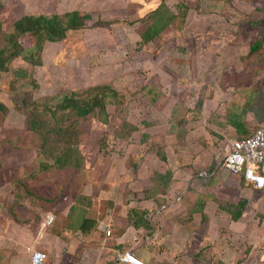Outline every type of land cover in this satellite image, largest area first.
<instances>
[{
	"label": "rangeland",
	"instance_id": "rangeland-1",
	"mask_svg": "<svg viewBox=\"0 0 264 264\" xmlns=\"http://www.w3.org/2000/svg\"><path fill=\"white\" fill-rule=\"evenodd\" d=\"M159 1L162 0H155L156 3ZM0 2L2 46V37L10 33L14 21L24 15L38 14L40 0ZM239 2L252 4L255 9L259 8L261 11L262 15H257L258 19L261 17V23L254 25L250 42L259 35L258 33H262L263 36L259 37V40L263 43L264 0ZM178 3L184 4L188 9L194 8L189 17L186 14L184 20L176 19L174 26L164 30L156 40L141 45L138 31L143 28V24L140 20L148 11L142 17L133 18L130 16L132 13L129 6L126 11L117 12L111 11L114 10V7L110 8L111 1H89L88 9L80 11L91 16L86 27L67 31L59 42H45L39 54L38 65L23 62L21 58H14L6 63V71L0 72V104L4 106V111L0 112V187L3 183H9V186L6 205H2L0 201V210H3L7 217L14 216V207L10 214L6 208L12 203L22 201L21 205H18V216L21 218L19 226L22 231L19 232L18 229L16 235L8 236V240L0 233V264H8L10 257L13 264H26L25 244L38 246L47 253L46 264H86L87 262L83 261L87 259L82 253L83 250L91 246L102 247L95 238L84 240L77 233L76 224L70 223L69 217L64 215L83 179L80 176L83 171V158L94 155L92 143H89V123L93 122L92 124L99 128L105 125L107 136L103 149L121 150L125 142L114 137L122 123L141 130L162 125L167 121L169 129L180 131L183 135L184 132L199 126V122L206 116L209 118V127L213 128L211 111L214 107L210 101L212 98H219L220 102L225 103L224 113L220 118L223 122L230 114L238 116L234 111L247 110L249 107L254 109L255 106L257 109H264V46L239 60L233 49L235 45L217 43L218 40L227 43L228 37L231 36V32L226 30L217 31V27L223 24L220 19L213 17L218 22L216 32L208 29L210 25H214L212 22L207 28H203L202 25L209 16H200V0L164 2L168 7H176ZM232 6L231 0L202 1V9L220 16L225 15L223 13L230 15ZM236 8L241 7L236 5L234 10H237ZM97 18L109 25L90 26ZM234 19H237V16ZM242 37L247 45V37ZM98 85H108L115 92V96L108 98L110 102L105 105L106 124L98 122L97 111L78 121L82 132L77 143L82 158L79 171L66 168L38 172L34 155L35 141L25 127L27 104L35 102L37 109L43 103L53 106L66 92H80ZM226 87L230 89L226 91ZM148 88L153 89L152 93L147 92ZM217 92L219 96L215 95ZM52 97L54 99L50 100ZM262 113L258 112L254 117ZM187 123L189 125L186 130ZM259 123L254 120L253 125L256 127ZM97 132L101 133L100 130ZM207 133L215 136L211 131ZM227 139L230 140V137ZM224 145L225 141L215 145V152L219 153L220 158ZM236 186L237 193H248L249 202L255 203L248 207L246 218H249L253 227H258L264 218V191H254L237 179ZM63 202L65 203L59 205ZM52 210L57 213L53 222L40 231L39 223L43 215ZM219 216L225 219L222 222H226L225 215ZM223 227L221 225V229ZM251 233L253 237L257 234L254 231ZM218 234L221 238L226 232L220 230ZM223 238L226 245H231L229 237ZM15 240L17 243H14ZM260 249L264 250V240L255 246L257 252ZM250 250L251 246H246V253ZM259 259L264 260V256L249 259L243 257L248 264H252V261L259 264Z\"/></svg>",
	"mask_w": 264,
	"mask_h": 264
},
{
	"label": "crops",
	"instance_id": "crops-1",
	"mask_svg": "<svg viewBox=\"0 0 264 264\" xmlns=\"http://www.w3.org/2000/svg\"><path fill=\"white\" fill-rule=\"evenodd\" d=\"M89 1L95 0H40L38 14L63 15L71 11L80 12L88 9ZM108 1H111L110 8L114 7L111 11L123 12L128 6L131 7L130 16L133 18L142 17L147 11L155 9L160 2ZM200 1V16H209V20L202 25L203 28H207L212 22L214 25H210L208 29L216 32L218 22L215 18L220 19L223 24L217 27V31L226 30L231 32V36L228 40L225 39L227 43H224V40H218L217 43L235 45L233 49L237 59L248 56L249 48L255 42H261L259 39L262 38V33H258L259 35L250 42L254 24L260 22L261 17L258 19L257 15H262L259 8L255 9L252 4H244L239 2L240 0H231L233 6L230 8V15L223 13L225 15L220 16L202 9V1L205 0ZM236 5L241 8L234 10ZM192 9H188L187 17ZM234 16H237V19H234ZM242 36L247 37V45ZM262 45L264 46V41L260 44ZM227 87L226 91L230 89ZM215 95L219 96L218 92ZM210 101L214 107L211 111L213 128L209 127V118L206 116L199 122V126L190 127L192 129L182 135L180 131H169L165 121L162 125L149 126L133 132L131 139L129 137L130 140L124 143L121 150H99L97 142L107 136L105 125L99 128L92 124L93 122L90 124L91 140L88 139L89 143H92L94 155L83 158V171H80L83 179L73 196V201L65 207L64 214L66 218H70V223L76 224L77 233L84 240L92 237L102 246L86 247L83 250L82 253L87 258L83 261L85 260L86 264H111L116 250H130L143 264H248L243 257L249 259L264 256V250H255V246L264 240V218L258 227H253L249 218H246L248 207L255 203L249 202L248 193H237L235 176L224 172L220 166L211 172V164L219 165L221 159L219 153L215 152V147L220 142L229 140L227 137L233 139L238 134H251L264 121V109H257L255 106L254 109L249 107L247 110L234 111L238 113L235 123L242 124L239 125L238 133L234 127L235 123H229L228 119L223 122L220 119L225 103L220 102L219 98H212ZM258 112L263 113L254 117ZM254 120L260 122L256 127L253 125ZM188 125L187 123L185 126L186 130ZM98 130L101 133H98ZM207 131L215 133V136H210ZM219 136L222 140H218ZM8 186L9 183H3L0 187L1 202H5L8 197ZM238 199L246 202L245 210L243 209L236 221H232L226 209L234 206ZM161 202L170 205L150 220L140 219L141 214H147ZM2 211L0 210V233L8 240V236L12 237L17 234L18 229L19 232L22 230L21 226L15 224ZM129 211L135 212L132 220L127 218ZM56 214V211L52 210L51 213L43 215L39 230L42 231L40 224L46 216ZM221 214L225 215L226 222H222L225 219H221ZM250 219L252 221V218ZM100 224L110 228L109 237H104L103 231L99 229ZM221 225L224 226L223 229ZM220 230L226 232L221 238L218 234ZM253 231L257 233L254 237L251 235ZM223 237H229L232 246L226 245ZM14 243H17L16 240ZM246 246H251L252 251L246 253ZM25 247L41 249L27 244ZM263 263L264 260L259 259V264ZM8 264H13L11 257ZM252 264L258 263L252 261Z\"/></svg>",
	"mask_w": 264,
	"mask_h": 264
},
{
	"label": "trees",
	"instance_id": "trees-1",
	"mask_svg": "<svg viewBox=\"0 0 264 264\" xmlns=\"http://www.w3.org/2000/svg\"><path fill=\"white\" fill-rule=\"evenodd\" d=\"M164 2L165 0H162L155 9L149 11L141 18L140 21L143 24V28L138 31L141 45L156 40L164 30L174 26L176 19L181 18L184 20L188 10L187 6L178 3L176 7H168ZM90 20L91 16L88 13L78 11L67 12L60 16L57 14H37L20 17L11 24L10 33L2 37L3 45L0 46V72L6 71V63L14 58H21L23 62L38 65L39 54L45 42H59L64 38L67 31L84 28ZM257 23L259 22H255V24ZM91 25L108 26L109 23H102L97 18ZM260 44L261 42L259 41L255 42L249 48L248 54L258 49ZM152 91L153 89L151 88L147 90L148 93H152ZM114 96L115 92L108 85H98L80 92H66L59 97L58 102L53 106L43 103L37 109L38 105L35 102L27 104V108L25 109V127L33 135L35 141L34 155L37 162L36 170L41 173L51 169L62 170L69 168L78 172L82 164V158L77 149L78 136L80 137L82 134L78 121L97 111V115L99 116L98 122L106 124L107 113L105 105L110 102L107 99L114 98ZM52 99L54 98L52 97L50 100ZM3 111L4 106L0 104V112ZM237 117L236 114H230L227 117L228 122L234 124ZM177 123L180 124L179 122ZM239 125L242 124H234L238 133ZM87 129L89 130V127ZM137 130L138 128L135 126L133 127L122 123L119 126V130L115 133L114 138L118 141L128 143L130 135ZM170 130L175 131L173 129ZM249 135L238 134L235 138L239 139ZM105 141L106 137L103 136L97 142L99 150L103 149ZM217 166H220V163L219 165L216 163L211 164V172L215 171V167ZM229 175L235 176V179L240 183H244L240 175ZM15 200L17 199L15 198ZM1 203L2 205H6L5 202ZM21 203L22 201H17L6 208V211L10 214L12 207H14V216L7 215L17 225L21 223V218L18 216L20 209L18 205H21ZM164 204L161 202L156 207ZM245 204L246 202L244 200L238 199L237 203L231 207L232 210L227 211L232 221H236L240 217ZM51 212L49 211L48 213ZM134 216L135 212L129 211L127 218L132 220ZM144 216L145 214H141L140 219L146 220Z\"/></svg>",
	"mask_w": 264,
	"mask_h": 264
},
{
	"label": "built area",
	"instance_id": "built-area-1",
	"mask_svg": "<svg viewBox=\"0 0 264 264\" xmlns=\"http://www.w3.org/2000/svg\"><path fill=\"white\" fill-rule=\"evenodd\" d=\"M219 163L224 172L240 175L244 183L253 190H264V173H262L264 166V122L258 125L247 137L227 140ZM177 200L178 198L175 199V201ZM167 205L170 204L166 202L164 205L155 207L145 214L144 218L146 220L152 219L159 215ZM52 221V215L46 216L40 224L41 230L49 226ZM99 229L103 231L104 237L110 236V228L105 224H100ZM24 250L27 253V264H46L48 254L42 249L25 247ZM111 264H143V261L130 250H116Z\"/></svg>",
	"mask_w": 264,
	"mask_h": 264
}]
</instances>
